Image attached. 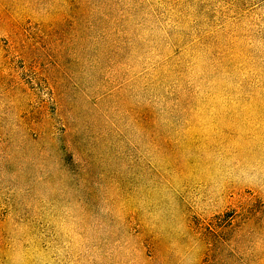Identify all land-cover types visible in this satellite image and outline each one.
Instances as JSON below:
<instances>
[{
  "label": "rangeland",
  "instance_id": "obj_1",
  "mask_svg": "<svg viewBox=\"0 0 264 264\" xmlns=\"http://www.w3.org/2000/svg\"><path fill=\"white\" fill-rule=\"evenodd\" d=\"M180 3L0 0V264H264V0Z\"/></svg>",
  "mask_w": 264,
  "mask_h": 264
},
{
  "label": "trees",
  "instance_id": "obj_2",
  "mask_svg": "<svg viewBox=\"0 0 264 264\" xmlns=\"http://www.w3.org/2000/svg\"><path fill=\"white\" fill-rule=\"evenodd\" d=\"M151 2L154 4L153 10L156 16L162 21V30L167 32L172 47L178 48V31L183 26L180 19L184 18V16H181L178 20V16L183 12L180 0H151ZM206 229L216 235L213 225H208Z\"/></svg>",
  "mask_w": 264,
  "mask_h": 264
}]
</instances>
